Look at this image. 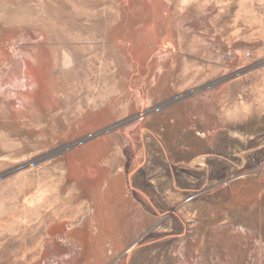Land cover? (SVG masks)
I'll list each match as a JSON object with an SVG mask.
<instances>
[{
    "label": "rangeland",
    "instance_id": "374dc122",
    "mask_svg": "<svg viewBox=\"0 0 264 264\" xmlns=\"http://www.w3.org/2000/svg\"><path fill=\"white\" fill-rule=\"evenodd\" d=\"M0 264H264V0H0Z\"/></svg>",
    "mask_w": 264,
    "mask_h": 264
}]
</instances>
